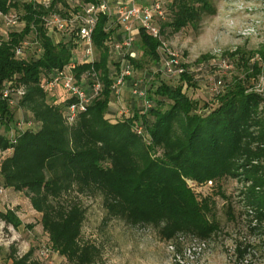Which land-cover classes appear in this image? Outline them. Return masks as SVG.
Listing matches in <instances>:
<instances>
[{"label":"trees","instance_id":"1","mask_svg":"<svg viewBox=\"0 0 264 264\" xmlns=\"http://www.w3.org/2000/svg\"><path fill=\"white\" fill-rule=\"evenodd\" d=\"M170 6L171 20L158 24L161 34L216 13L211 0H171ZM0 8L4 12L22 9L26 23L23 30L11 32L8 40L0 42V89L8 80L24 88L19 104L38 125L8 136L14 112L0 99V121L9 126L6 134L0 133V152L5 153L0 160L2 186L29 198L32 208L41 214L48 246L71 264H96L101 259L96 244L81 241L87 210L80 195L102 196L107 219L153 226L165 241L174 243L187 236L208 241L215 225L205 217L190 182L227 178L244 181L241 199L254 221L264 224V94L230 88L219 97V105L203 115L197 112L198 103L184 92L185 83L191 84L186 72L179 85L163 83L155 90L158 106L147 112L136 108L132 116L116 117L110 106L112 16L99 15L92 36L99 56L87 63L76 55L74 34L55 42L44 24L45 16H68L78 6L68 0H54L48 7L0 0ZM31 34L41 54L17 58L15 48ZM116 36L121 39L122 35ZM136 42L144 56L158 59L159 39L140 28ZM137 59L134 63L139 66ZM72 63H76L74 75L79 82L83 74L97 71L103 88L69 124L66 110L75 99L69 95L61 99L46 91L42 82L55 69ZM92 84L91 78L82 83ZM166 102L170 104L164 110ZM139 125H143V133L137 131ZM0 219L15 228L22 224L13 209L0 208ZM34 253L35 248L30 247L19 255L13 244L9 258L11 264H42Z\"/></svg>","mask_w":264,"mask_h":264},{"label":"rangeland","instance_id":"2","mask_svg":"<svg viewBox=\"0 0 264 264\" xmlns=\"http://www.w3.org/2000/svg\"><path fill=\"white\" fill-rule=\"evenodd\" d=\"M24 3L22 0H14ZM112 3L115 0H110ZM155 0H136L139 4H152ZM164 18H156L160 25L170 21L173 15L171 0H163ZM216 8L215 14H204L197 23L188 24L178 31L167 28L162 34L158 59L143 55L135 42L137 62L135 80L142 89L147 90L148 97L157 105L156 89L163 83L177 86L182 76H169L162 70L164 50L162 43L178 52L184 63L189 82L185 83L184 92L191 101L198 103L197 112L208 114L219 105V97L230 88H240L246 92L264 94V0H211ZM20 15L23 10L10 9ZM9 11V12H10ZM24 21V20H23ZM114 38L121 34L122 28L114 17ZM25 22L11 28L0 23V37L7 36L15 30H23ZM122 35V34H121ZM51 37L55 42L68 38V33L54 31ZM35 35H29L25 58H36L41 54L35 44ZM76 55L82 57V43L77 45ZM110 72L114 76L120 71L121 64L114 53ZM96 56L99 52L96 51ZM74 73V69H73ZM86 73L81 76L86 77ZM222 85L215 90V82ZM53 92L61 99L67 92L58 86ZM138 100L132 95L131 82L122 90L120 97L112 94L110 106L116 117H129L139 107ZM166 102L162 109H167ZM14 121L9 133L7 123L0 121V133L13 136L34 124L30 114L19 103L11 106ZM21 122V125L18 123ZM32 122V125H29ZM0 155V160L2 158ZM190 187L198 202L203 207L205 217L215 225V232L208 241L193 237H181L176 242L161 239L157 228L149 225H129L119 218H106V209L102 196L80 195L79 199L86 208L81 241L96 244L102 253L96 264H264V224L258 225L252 213L241 199L245 183L239 178H227L222 181L204 183L190 182ZM0 205L10 190L3 188ZM5 201L6 209L21 208L23 224L16 228L18 238L14 246L34 247V257L38 255L39 246L48 245V234L44 231L41 220L32 215L29 202L24 194ZM73 196H75L73 194ZM11 207V208H10ZM5 209V210H6ZM6 239H11L12 231L2 230ZM12 246V245H11ZM11 246L0 245V264H9ZM42 264H71L59 253L53 254Z\"/></svg>","mask_w":264,"mask_h":264},{"label":"built area","instance_id":"3","mask_svg":"<svg viewBox=\"0 0 264 264\" xmlns=\"http://www.w3.org/2000/svg\"><path fill=\"white\" fill-rule=\"evenodd\" d=\"M52 1L54 0H22V2L25 3L42 5L45 7H48ZM68 1L72 3L74 7L78 6L79 9L77 11H71L68 16H62L58 13L45 16L44 24L48 30V34L51 36V33L54 31L74 34L77 45L80 43L83 45V54L82 57H80L81 61L94 63L97 56L92 36L99 15L105 13L113 18H117L118 24L122 28V36L121 39H116L113 42L112 53L118 57L121 69L114 76L112 93L120 97L123 88L131 82L132 95L134 98L142 103L144 112L150 110L154 106L153 100L148 97L147 90L142 89L138 81L134 79L136 72L134 60L138 58L135 50V42L140 28L147 30L153 37L159 40L162 39L161 29L156 22V18H164L163 3L160 0H156L152 4H139L136 0H115L113 3L110 0H97L87 4H83L80 0ZM22 22L25 21H23L21 15L16 11L4 12L3 9L0 8V23L15 28ZM13 31L19 30L13 29ZM9 35L7 38L1 39L0 37V42L8 40ZM35 44L38 45V42H35ZM27 45L28 42L24 41L15 48L14 52L17 58H25ZM161 49L164 50L162 70L167 75L182 76L187 72L178 52L169 49L165 42L162 43ZM38 50L42 51L40 47H38ZM75 66L76 63H72L61 69H55L51 76L42 82V87L46 91L53 92L58 86H61L69 97L75 99L66 110L67 122L69 124H73L78 115L87 110L88 105L101 93L103 88V82L97 71L86 73V77L84 78L83 76L81 82H79L73 73ZM88 78L93 80L92 86L82 85ZM221 85V80L215 82V90H218ZM24 94V88L16 87L11 80L4 82L0 89V99L6 100L10 106L19 103ZM18 125H21V122H19ZM29 125H32V122H29ZM136 129L139 133L144 132L143 125H139ZM3 192V187H0V194ZM4 228H8L12 231L11 239H6L2 234ZM15 229L13 225L7 224L4 220L0 219V245L4 244L11 246L17 241L18 238L15 236ZM18 247L19 255H24L30 249V247L26 248L25 246ZM55 253L58 252L46 244L38 248V255L41 260H48Z\"/></svg>","mask_w":264,"mask_h":264},{"label":"crops","instance_id":"4","mask_svg":"<svg viewBox=\"0 0 264 264\" xmlns=\"http://www.w3.org/2000/svg\"><path fill=\"white\" fill-rule=\"evenodd\" d=\"M138 104L140 105L139 107H142V103L141 102H138ZM4 155L5 153H1L0 152V155ZM0 187H3L2 186V179H1V176H0ZM3 188H5V187H3ZM8 190H10V192H8V194L2 199V200H4V202H1V205H0V208L1 209H6L5 208V206H4V203H5V201L6 200H8V199H11V200H13V199H15V198H17V196H19L18 194H23V193H21V192H17V191H15V190H13L12 188H7ZM25 196V195H24ZM25 198H26V200L29 202V204H30V207H31V210H32V215H34L35 217H37L39 220H41V214L40 213H38L37 211H35L33 208H32V206H31V203H30V200H29V198L28 197H26L25 196ZM11 208V207H10ZM13 209V208H12ZM13 210H15V212H16V214H17V216L20 218V220H21V208H17V209H13ZM22 221V220H21ZM22 224H23V222H22ZM21 224V225H22ZM20 225V226H21ZM9 264H11V260L9 261Z\"/></svg>","mask_w":264,"mask_h":264}]
</instances>
